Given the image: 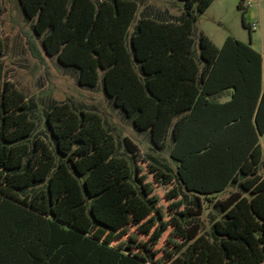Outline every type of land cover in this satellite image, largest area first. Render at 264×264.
I'll use <instances>...</instances> for the list:
<instances>
[{
	"label": "trees",
	"instance_id": "obj_1",
	"mask_svg": "<svg viewBox=\"0 0 264 264\" xmlns=\"http://www.w3.org/2000/svg\"><path fill=\"white\" fill-rule=\"evenodd\" d=\"M179 1L180 22L142 14L128 36L137 0H18L33 56L55 57L80 87L100 80L176 168L127 137L130 157L118 158L96 112L55 101L44 111L48 142L29 144L27 97L0 67V264H264V57L201 35L196 58L193 25L215 0ZM205 206L220 215L212 240L200 233Z\"/></svg>",
	"mask_w": 264,
	"mask_h": 264
},
{
	"label": "rangeland",
	"instance_id": "obj_2",
	"mask_svg": "<svg viewBox=\"0 0 264 264\" xmlns=\"http://www.w3.org/2000/svg\"><path fill=\"white\" fill-rule=\"evenodd\" d=\"M240 1L215 0L199 16L192 31L193 55L196 58L199 57L198 39L201 35L208 37L217 47L222 45L226 37L231 36L249 44L264 57V0H244L243 7L238 8ZM137 2L138 11L128 30V36L135 30L142 14L173 22H180L184 17L183 4L179 0H137ZM243 21L250 27L254 24L255 29L249 33ZM32 24L33 21L24 19L18 0H1L0 29L5 45L4 55L0 58L1 80L14 83L27 97L31 119L36 123L27 142L32 143L36 137L48 142L50 136L45 122V108L50 101L67 103L96 112L102 118L105 126L114 136L115 156L126 159L130 157L122 142L123 138L127 137L138 146L142 156L161 165L164 171L174 175L176 163L169 157L168 145L162 150L152 147L148 133L137 131L132 121L125 115L119 114L109 103L103 93L100 80L94 88L80 87L76 82V76L69 71V68L61 66L55 57H47L39 51L44 61L41 64L33 56L28 46ZM34 44L38 50L41 49L38 37H35ZM259 144L261 162L257 174L264 178V133L259 138ZM37 189L29 191L30 194ZM180 192L185 194L182 188ZM219 219L218 211L205 206L203 214L198 219L201 224L200 233L211 240L216 238L212 223Z\"/></svg>",
	"mask_w": 264,
	"mask_h": 264
},
{
	"label": "crops",
	"instance_id": "obj_3",
	"mask_svg": "<svg viewBox=\"0 0 264 264\" xmlns=\"http://www.w3.org/2000/svg\"><path fill=\"white\" fill-rule=\"evenodd\" d=\"M232 191H235V189H234V188H232V189H228L227 192L225 193L226 195H225V194H224V195L227 196V195H228L230 192H232Z\"/></svg>",
	"mask_w": 264,
	"mask_h": 264
},
{
	"label": "built area",
	"instance_id": "obj_4",
	"mask_svg": "<svg viewBox=\"0 0 264 264\" xmlns=\"http://www.w3.org/2000/svg\"><path fill=\"white\" fill-rule=\"evenodd\" d=\"M251 30H254L255 29V26L254 24L250 27Z\"/></svg>",
	"mask_w": 264,
	"mask_h": 264
}]
</instances>
